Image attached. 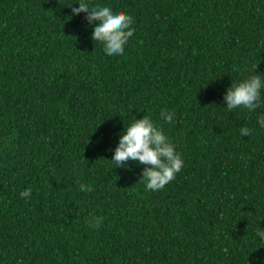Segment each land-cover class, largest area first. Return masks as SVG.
<instances>
[{
  "label": "trees",
  "instance_id": "trees-1",
  "mask_svg": "<svg viewBox=\"0 0 264 264\" xmlns=\"http://www.w3.org/2000/svg\"><path fill=\"white\" fill-rule=\"evenodd\" d=\"M87 2L133 17L122 56L79 0H0V264H264V89L254 111L223 103L264 78V0ZM143 116L184 160L156 192L109 163Z\"/></svg>",
  "mask_w": 264,
  "mask_h": 264
},
{
  "label": "clouds",
  "instance_id": "clouds-1",
  "mask_svg": "<svg viewBox=\"0 0 264 264\" xmlns=\"http://www.w3.org/2000/svg\"><path fill=\"white\" fill-rule=\"evenodd\" d=\"M79 7H72L68 4L65 7L71 9L72 15L86 14L85 19L89 25L95 22L92 30V41L103 46V51L108 56H122L129 39L134 35L132 27L134 20L131 15L123 12H113L108 6H90L87 0H79ZM253 74L239 83H232L226 90L223 103L226 110L231 113L234 109L245 108L254 111L261 102V90L264 89V78L261 75ZM175 112L162 109L160 118L165 123H172L175 119ZM258 123L264 128V115L258 118ZM241 137L250 136L252 130L247 127L239 129ZM169 138L163 130L158 127L148 116L135 119L128 126L124 127L120 134L119 142L114 150L112 160L109 162L114 168L124 167L128 161L144 165L141 179L146 191H160L172 182L184 167V160L175 150ZM113 168V169H114ZM117 179V177H116ZM81 192H91L92 187L79 184ZM31 188L20 193L22 198L31 195ZM90 227L98 229L103 222V217H90ZM256 235L264 240V230L257 228Z\"/></svg>",
  "mask_w": 264,
  "mask_h": 264
}]
</instances>
